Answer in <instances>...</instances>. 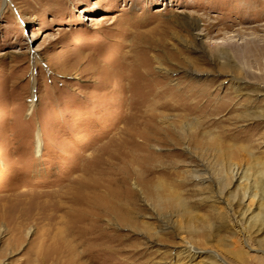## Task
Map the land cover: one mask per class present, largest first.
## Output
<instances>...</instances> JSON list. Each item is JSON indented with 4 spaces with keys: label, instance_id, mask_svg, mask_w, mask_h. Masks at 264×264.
Here are the masks:
<instances>
[{
    "label": "rangeland",
    "instance_id": "374dc122",
    "mask_svg": "<svg viewBox=\"0 0 264 264\" xmlns=\"http://www.w3.org/2000/svg\"><path fill=\"white\" fill-rule=\"evenodd\" d=\"M192 126L243 154L219 177L188 137L143 148L141 133ZM252 158L264 162V0H0V264H264ZM153 159L181 171L211 234L188 235L144 194ZM54 213L66 225L46 224Z\"/></svg>",
    "mask_w": 264,
    "mask_h": 264
},
{
    "label": "bare ground",
    "instance_id": "6f19581e",
    "mask_svg": "<svg viewBox=\"0 0 264 264\" xmlns=\"http://www.w3.org/2000/svg\"><path fill=\"white\" fill-rule=\"evenodd\" d=\"M250 114L251 113H243L242 115H240V117L242 119H246L247 117L250 116ZM145 116H146V120L143 121L144 122L143 124L145 126L148 125V127H150L149 124L151 123V121L153 119V112L150 114H147ZM249 118H252V117H249ZM140 123H141V121H140ZM190 129H191V132H189V133L188 132L184 133L183 130L180 131L179 129L175 130V128H172L171 130L168 129V130H165L163 132H159L156 129H152L151 132L148 134L141 133V137L143 138V142H144L143 148H145L146 143H149V142H152L155 140H158L159 143L162 145L163 144H165V145L166 144L179 145L181 141H183L184 139H186L188 137V139L190 141L192 140V141L198 143V147H196V148L199 150V153L202 156H209V157L211 156L212 164H213V167H214L217 175L221 174V172L223 171L224 165H226L227 163H230L233 159L240 157L241 154H243V152H244V151H241L240 149L239 150H234V149L231 150L228 147L224 148L223 145H221V143H217L215 140L211 139L210 137L208 138V137L202 135L200 133L198 127L192 126ZM138 148H136V149H138ZM144 150L145 149H143V151ZM173 156L177 157L179 155L176 153H172L170 155H167V157H170V158H173ZM247 156H248V158H251L250 154H248ZM154 161H155V159L148 161V162H150V164H148L149 166H146L145 169L143 167L144 166L143 164H147V162L143 163V164L141 163V165H140L142 168V170H139L140 175H143L145 173L147 176H150V178H151V179H148L149 181L147 180L148 183L146 185V191L144 192V194H147V196L149 197V199L151 200L153 205L156 207V209L158 208V210H162V211H166V212L171 211V212L176 213L177 216L179 217L177 223L180 225V227H182V229L185 230V232H187L188 235H191V236L200 235L201 237L205 238L206 235L211 234L209 229H208V231H205V228L208 227L207 226L208 221L199 220L197 215H194L191 213V211H189L190 208H188V204L186 202H184V200L180 197L181 193L179 192V188L181 186H183L186 182L183 178L181 171L174 168V167H170L168 165L159 166L158 169L154 168L152 165V164H154L153 163ZM143 162H144V159H143ZM140 166H138V167H140ZM247 167L249 170H252L253 172L256 173L255 174V180L253 182L255 183L256 188L261 189V191L263 193V194H261V198L264 199V162L257 161L256 159L252 158L251 161L247 162ZM142 171H143V173L141 174ZM157 172L159 173V175L161 177L165 176L166 178L161 179L159 181L158 180L154 181L152 178H155V174ZM190 176H197V175L190 174ZM219 177H220V175H219ZM204 178L206 179V177H204ZM239 178H242V176L240 177V175H239ZM207 179L211 180L212 178L210 179V177L208 176ZM218 181H219L218 182L219 187L224 188L227 185V182H226V180L224 181V179L223 180L218 179ZM109 183H110V181H109ZM102 186H104V185L99 184V186H97L98 188L96 187L95 189L98 191ZM242 194L244 195L245 191H243ZM50 207H52V206H50ZM30 214H32V213H30ZM43 216H45V214ZM75 216H76V212L75 213L74 212H67L66 213V217H68V218L72 219ZM81 216H83V214L80 215V217ZM45 218H46V224H48V225H55V226H60L62 224L66 225V223H65L66 221H63L64 216L62 218H60L57 215V213H54V215H52L51 217H48V215H47ZM130 218H131L130 221L128 220L129 222L128 221L127 222L129 223L130 226H134V225H132V224H135L134 215L131 216V214H130ZM216 218L220 221L222 219V217H220L218 215ZM84 219H85V215H84ZM210 224L211 223H209V225ZM53 229H54V227H53ZM197 229H200V231H198ZM103 233L104 232H102V234ZM112 241H114V240H111V242ZM103 243H104V241H103ZM192 255H194V254H191V256Z\"/></svg>",
    "mask_w": 264,
    "mask_h": 264
}]
</instances>
